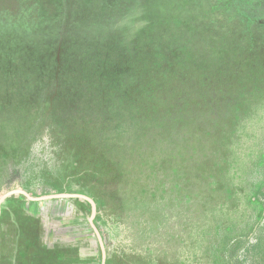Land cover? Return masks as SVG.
<instances>
[{"label":"trees","instance_id":"obj_1","mask_svg":"<svg viewBox=\"0 0 264 264\" xmlns=\"http://www.w3.org/2000/svg\"><path fill=\"white\" fill-rule=\"evenodd\" d=\"M62 3L52 0L53 11H44L47 31L39 30V24L19 36L0 20V178L7 167L39 173L44 150L52 153L50 161H66L78 158L74 152L84 146L101 149L109 170L129 156L133 164L112 170L114 174L146 175L149 167L138 172L135 166L144 158L149 163L141 150L157 143L175 163L174 172L193 174L186 180L196 186L190 194L196 209L204 213L212 207L217 226L226 225L221 249L213 245L205 264H247L250 253L254 264H264V84L250 90L241 86L229 100L222 97L226 104L220 113L214 101L207 117L210 129L204 130L200 113L190 122L177 114L191 93L177 96L168 90L164 97L157 89L172 76H158L160 69L151 62L160 60L171 43L139 58L140 47L134 51L132 44L127 51L124 37L111 40V29L100 24L106 13L113 20L118 11L114 0H73L67 15ZM146 38L144 47L151 44L149 33ZM109 150L114 152L107 155ZM13 182L0 183V195L16 187ZM22 188L36 195L32 182ZM51 189L62 191L49 182L41 191ZM187 239L189 249L198 252L193 243L197 233L191 230ZM39 251L28 256L31 262ZM106 264H112L108 251ZM180 264L204 263L193 257Z\"/></svg>","mask_w":264,"mask_h":264},{"label":"rangeland","instance_id":"obj_2","mask_svg":"<svg viewBox=\"0 0 264 264\" xmlns=\"http://www.w3.org/2000/svg\"><path fill=\"white\" fill-rule=\"evenodd\" d=\"M51 1L0 0V20H4L3 24L12 31L16 30L19 36L37 29L39 24H42L39 30L47 31L49 19H46L44 11H53L49 7ZM63 1L61 12L67 15L73 0ZM114 1L118 11L113 20L106 13L100 22L105 29H111V40L124 37L127 51L132 44L134 51L140 47L138 54L142 59L155 54V47L167 46L168 42L172 44L170 48H163V57L151 64L157 63L160 69L158 76H172L160 83L157 88L160 94L164 95L168 90L177 96L191 93L192 97L185 98L177 112L189 122L196 116H202L205 123L202 129L208 130L210 122L207 117L215 109L214 101L218 102L217 111L220 113L222 104H226L222 97L229 100L241 86L250 90L259 84L263 88L264 0ZM148 33L152 38L151 44L144 47ZM195 91L200 92V96L192 95ZM172 98L171 103L175 100ZM186 127L191 131L189 124ZM28 148L31 149L29 144ZM100 151H95L93 146L88 149L84 146L75 150L74 153L80 155L78 158L72 155L66 161L63 157L52 162L47 159L52 153L44 150L40 152L38 162L46 167L41 165L43 168L38 169L39 173L35 175L25 172V169L16 173L15 169L7 167L0 183L5 185L12 179L16 187L2 191L0 198L10 190H24L22 186L29 182L36 189L34 197L60 193L90 196L97 205L94 223L112 264H180L181 260L193 257H198L205 264L217 246L221 249L226 225L217 226V212H211L212 207L204 213L196 209V199H190L196 186L186 180L193 174L186 170L185 175L174 172L175 163L165 155V148L156 143L147 150H141L146 152L145 156L149 155L150 160L149 163L145 158L140 160L135 170L140 172L149 167V171L146 175L138 173L135 176L129 173L117 175L112 171L133 164L129 156L114 162L109 170L108 165H103L107 164V158H102ZM112 152L109 150L106 154ZM51 163L53 167H50ZM48 182L62 191L51 189L48 193L42 192L41 188ZM195 183L198 187L201 185L200 182ZM21 196H11L2 203L0 255L7 261L13 253L10 244L15 236L11 223L18 220L20 231L25 236L20 240L23 249L20 247L21 251L15 255L18 261L15 264H101L102 252L89 222L92 207L87 201L79 198L50 200L40 204L39 210L44 212L40 217L23 213L20 206L27 200L23 196V201H17ZM73 206L75 209L71 216ZM70 223L75 224L74 230L67 228L72 225ZM191 230L198 237L193 242L198 250L195 254L189 249L191 241L187 239ZM40 236L41 242L48 247L42 246L37 260L31 262L28 256L36 250L26 248L23 243L37 240L36 237ZM73 236L76 246L69 253L68 244L63 242H69ZM24 255L28 259L23 260ZM0 264L4 263L0 261ZM247 264H254L251 253L247 256Z\"/></svg>","mask_w":264,"mask_h":264},{"label":"crops","instance_id":"obj_3","mask_svg":"<svg viewBox=\"0 0 264 264\" xmlns=\"http://www.w3.org/2000/svg\"><path fill=\"white\" fill-rule=\"evenodd\" d=\"M26 200L27 201H25L23 204H22V206H20L21 207V209H22V211H23V213L24 214H37L38 216H42V214H44V212H42L41 210H39V206H40V204H42L43 205V203H45V202H48V201H50V200H47V201H40V202H33V201H29L27 198H26ZM51 200H58V201H63L64 199H51ZM66 200V199H65ZM21 205V204H20ZM74 209H75V207L73 206L72 207V209H71V211H70V213H71V216H72V214H73V212H74ZM2 213V212H1ZM1 216V215H0ZM0 223H2L1 221H0ZM74 223V222H73ZM73 223H70V224H72V225H70L69 227H67L68 229H71V228H73L72 230H74L75 228V224H73ZM19 224H20V222L18 221V220H16V221H13L12 223H11V225H12V229L14 230V238L11 240V248H13L12 249V251H13V253H11V256H10V258H9V260L7 261L6 259H5V257H3V255H0V261L2 262V263H8V264H15V263H18V261H17V258H16V256L15 255H17V253L18 252H20L21 251V249H23L21 246H23L22 244H21V242H20V240L22 241V239H23V237L25 236V233L23 232H21L20 231V228H19ZM41 226H42V224H41ZM40 229H41V227H40ZM93 233H94V231H93ZM76 236V235H75ZM75 236H73L72 237V239L71 240H68L69 242H67V241H65V242H63L64 244H68L67 245V249H68V251H69V253H72L73 251H74V249H75V243H74V241L73 240H76V239H74L75 238ZM94 237H95V239H96V241H97V244H99V242H98V240H97V237H96V235H95V233H94ZM37 238V246H35V244H33V240L31 241V242H25V243H23L24 245H26V248H30V247H32V250H36V248H41L42 246H47V244H45V243H42L41 242V236L40 237H36ZM77 238V237H76ZM58 241H60L59 239H57ZM71 242H73V243H71ZM35 243V242H34ZM63 244V245H64ZM70 244V245H69ZM14 246V247H13ZM66 246V245H65ZM20 247H21V249H20ZM48 247V246H47ZM27 249V250H28ZM31 250V251H32ZM72 251V252H71ZM25 258H27V257H25V255L23 256V260L25 259ZM101 264H102V259H101Z\"/></svg>","mask_w":264,"mask_h":264},{"label":"water","instance_id":"obj_4","mask_svg":"<svg viewBox=\"0 0 264 264\" xmlns=\"http://www.w3.org/2000/svg\"><path fill=\"white\" fill-rule=\"evenodd\" d=\"M18 194L25 196L29 201H33V202L47 201L51 199H71V198H79V199L87 201L92 207V214H91L89 222H90L91 228L93 229L97 237V240L101 248L102 264H106L107 254H106L105 244H104L103 238L98 228L96 227L94 223V218L96 217V214H97V205H96V202L93 200V198L85 194H80V193H60V194H51L47 196L34 197L31 194H29L26 190L14 189V190H10L9 192L4 194L0 198V215L2 211V203L4 202V200H6L7 198L11 196L18 195Z\"/></svg>","mask_w":264,"mask_h":264}]
</instances>
